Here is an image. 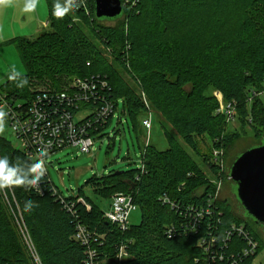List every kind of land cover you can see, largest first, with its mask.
<instances>
[{
	"label": "trees",
	"instance_id": "16d2710c",
	"mask_svg": "<svg viewBox=\"0 0 264 264\" xmlns=\"http://www.w3.org/2000/svg\"><path fill=\"white\" fill-rule=\"evenodd\" d=\"M46 1L50 30L35 39L13 40L26 74L12 76L0 93L30 103L39 92L61 91L69 77L100 75L109 82L103 97L116 105L122 101L136 130L144 129L140 119L147 113L158 114L169 148L160 151L147 144L140 169L87 181L94 196L111 205L118 194L133 197L142 220L123 233L85 195L65 197L74 205L70 211L49 177L39 174L33 160L0 136V157L24 180L23 185L0 187V264H33L19 216L43 264H85V250L74 239L78 224L105 237V247L99 248L105 257L114 258L118 246L133 239L129 249L134 259L129 264H207L196 238L167 237L173 226L181 230L180 211L188 205L212 207L214 214L207 221L221 230L245 225L259 242V252L264 249V234L257 235L227 200L216 199L215 204L216 184L184 147L200 156L196 137H209L212 149L226 152L237 136L226 131V114L218 112L214 92L235 106L242 126L263 128L253 147L262 144L264 0H121L124 13L115 20L98 19L94 0H73L63 17L54 12L66 0ZM203 160L219 180L212 156ZM232 164L226 166L224 178L230 176ZM28 201L30 209L25 207Z\"/></svg>",
	"mask_w": 264,
	"mask_h": 264
},
{
	"label": "built area",
	"instance_id": "2783aa9c",
	"mask_svg": "<svg viewBox=\"0 0 264 264\" xmlns=\"http://www.w3.org/2000/svg\"><path fill=\"white\" fill-rule=\"evenodd\" d=\"M108 89L107 78L97 75L80 79L69 77L61 91L39 92L30 103L21 100L23 103L18 105L20 99L10 100L0 93V116L11 123L20 144L18 149L39 166L36 168L39 174L48 176L47 159L55 153L69 147L79 148L82 153L92 152L94 136L100 135L110 124L118 106L115 101L103 97ZM223 103L226 117L230 120L234 116L235 106L226 104L224 100ZM84 113L87 116L82 117ZM143 126L151 130L152 117L145 119ZM223 157V149L218 148L210 161L219 168V173L225 172ZM228 179L230 181L231 177ZM219 190L220 186L213 201L218 198ZM54 192L71 211L74 205L68 204L55 188ZM79 202L85 204L83 198ZM89 208L87 206L86 209ZM136 209L132 196L118 194L114 196L111 212L105 213V218L119 226L121 232L127 233L131 226L130 214ZM178 210H181L179 206ZM213 214L212 207L188 205L180 211L181 230H177L176 226L167 230L168 239L182 236L196 238L207 264H243L255 258L260 245L246 226L232 224L229 229L221 230L218 225L207 221V217L211 218ZM18 226L33 264H43L25 224L19 221ZM203 228L207 230L204 234L201 233ZM104 238L82 224L77 225L74 239L85 250V264H129L134 259L129 249L134 243L133 239L123 241L113 258L105 257L99 251V248L105 247ZM236 241H240L241 245L235 246Z\"/></svg>",
	"mask_w": 264,
	"mask_h": 264
},
{
	"label": "rangeland",
	"instance_id": "374dc122",
	"mask_svg": "<svg viewBox=\"0 0 264 264\" xmlns=\"http://www.w3.org/2000/svg\"><path fill=\"white\" fill-rule=\"evenodd\" d=\"M27 2L28 0H0V87L12 76L19 77L26 74V68L21 61L19 49L13 43V40L18 37L35 39L43 32L50 30L48 27L49 10L47 1L35 0L34 10L25 12L24 6ZM95 43L101 47L98 41ZM221 95L220 92H214V96L220 105L218 112L225 114L224 106H222L224 99H221ZM261 102L264 104V93L261 96ZM22 103L21 100L17 101L18 105ZM123 109L122 101H118L116 112L110 124L104 128L100 135L94 136L95 144L91 153H82L79 148L69 147V149H63L47 159L49 180L53 182L62 196L68 198L79 194L85 195L93 199L106 214L111 212V202L97 199L87 185V181L95 176L98 178L113 172L140 169L142 166V150L147 144L155 146L160 151L169 148L158 114L150 111L141 118L140 120L143 123L145 119L152 117V129L144 128L140 132L134 128L132 121L128 119ZM236 114L235 110L234 116L232 115L233 117L230 120L226 117V131L231 134L236 133L237 136L231 140L226 152L224 148H219L223 149L225 168L230 166L239 154L257 145L258 132L263 130L259 124L254 127L250 125L242 126ZM85 116H87V113L82 115V117ZM0 136L12 142L11 144L15 148L18 149L20 146L11 123L1 116ZM196 141L198 142L200 156L185 146L183 142H180L194 161L199 164L207 178L213 181L217 187L220 186L217 199L227 200L238 214H242L247 219V225L257 235L263 237L264 229L241 210L234 196L236 185L231 183L228 178H224L223 174L225 173L223 171L219 173L220 179L218 180L217 177L213 176L210 167L204 163V157L207 154L213 157L214 152L218 149H212V142L209 137H196ZM0 160H2V157H0ZM19 219L24 223L21 216H19ZM141 220L142 212L140 209L131 212L130 225L137 226L141 223ZM252 264H264V249L259 252Z\"/></svg>",
	"mask_w": 264,
	"mask_h": 264
},
{
	"label": "water",
	"instance_id": "95a60500",
	"mask_svg": "<svg viewBox=\"0 0 264 264\" xmlns=\"http://www.w3.org/2000/svg\"><path fill=\"white\" fill-rule=\"evenodd\" d=\"M98 19H117L124 13L121 0H94ZM234 196L241 210L264 229V138L241 153L230 167ZM245 215V216H246Z\"/></svg>",
	"mask_w": 264,
	"mask_h": 264
},
{
	"label": "clouds",
	"instance_id": "9594fccd",
	"mask_svg": "<svg viewBox=\"0 0 264 264\" xmlns=\"http://www.w3.org/2000/svg\"><path fill=\"white\" fill-rule=\"evenodd\" d=\"M74 6L73 0H66L63 6L57 5L55 8L54 14L57 17H63L72 7ZM35 8V0H28V2L24 6L25 12H31ZM19 75V73H17ZM2 115V113H0ZM38 165H35L34 168H38ZM39 180V176L35 177L33 182L35 183ZM24 180L23 177L16 176L12 170L8 167L6 160H0V187L6 186L8 184L14 185H23ZM32 202L28 201L25 204L27 209L32 207Z\"/></svg>",
	"mask_w": 264,
	"mask_h": 264
}]
</instances>
